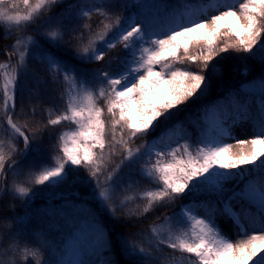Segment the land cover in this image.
<instances>
[{
	"label": "snow or ice",
	"instance_id": "obj_1",
	"mask_svg": "<svg viewBox=\"0 0 264 264\" xmlns=\"http://www.w3.org/2000/svg\"><path fill=\"white\" fill-rule=\"evenodd\" d=\"M0 30L16 37L0 62V201L24 209L0 207V225L15 229L7 248L0 236V264H264V0H0ZM118 46L103 68L78 67ZM234 61L257 75L224 89ZM49 82L64 86L54 118L41 100ZM213 92L193 141L182 106ZM63 122L74 127L56 133ZM134 173L155 187L135 192ZM177 200L132 233L141 243L115 231ZM33 218L47 226L33 231Z\"/></svg>",
	"mask_w": 264,
	"mask_h": 264
},
{
	"label": "trees",
	"instance_id": "obj_2",
	"mask_svg": "<svg viewBox=\"0 0 264 264\" xmlns=\"http://www.w3.org/2000/svg\"><path fill=\"white\" fill-rule=\"evenodd\" d=\"M33 2H34V0H33ZM100 21H101L100 17H94L93 18V20L90 22L93 30H97L99 27H101ZM32 31H33L32 29H29L28 33H31ZM28 33H21V34H28ZM15 38H16L15 35H13L12 38L6 39L4 32L2 30H0V62H6L8 60V57L5 55V50L10 49L11 45L14 43ZM65 48L68 49L69 46L66 45ZM193 53L195 54V50H193ZM123 54L124 53H123L122 48L118 46L117 49L112 50L109 53V55L106 57L105 61H102L100 63L88 64V65L78 64V67L88 68V69H100V68H103L109 60H112L114 57H117V56H122ZM57 55L62 56L64 59L70 60L72 55H73V52L71 50H68L67 52H58ZM224 55H233V54L228 53V54H224ZM217 59H219V58H217ZM71 62L77 63L76 61H71ZM13 63H15V57H13ZM213 63H216V61L214 60ZM233 64L237 70L232 74L230 79H228V81L224 84V86H223L224 89H226L228 87L238 86L244 80H246V79L250 80L253 76L257 75L258 70L253 71L249 77H243L239 74V68L242 66L241 62L240 61H234ZM30 66L34 69L40 67L39 65L36 64V62L34 60L31 62ZM178 66H187V65H178ZM191 67L195 68L196 65H192ZM41 74L45 79H48L46 73H41ZM22 82H23V78H22ZM28 84H29V87L32 86L30 81L28 82ZM41 87H44V86L42 85ZM63 91H64L63 85H61L59 83L52 84L51 82H49L47 84V92L41 98L42 105L45 109L54 105L55 111L53 112V118L55 117L56 114H59V112L63 111V109L65 107L64 102L59 99V96ZM215 95H216V93L213 92L212 97L205 98L203 101H198L195 104H193L190 101L188 106H182V107H187L186 113H183L182 116L187 115L191 121V126L188 127V134L192 136L193 141H195L197 134L200 132V129H201L200 113L197 111V109L200 107L201 104H209L211 99L215 98ZM49 97H52L53 99L50 100ZM18 103H19V101H18ZM23 103L24 104L29 103V101L27 99V93H25V98L23 100ZM32 103L36 104L38 110L40 109V107H41L40 103H38L36 101H32ZM100 103H101V106H103V102H100ZM46 118H47L46 112H39L38 111L37 119H46ZM105 119L106 120L109 119V117L107 116V113L105 114ZM72 127H74V126L70 125L68 122H63L62 124L57 125L55 127L54 131L56 133H59V132L65 131V130H69ZM161 130H162V127L157 128L155 133L150 132L147 136L135 140L134 143L132 144V147H134V148L135 147H141V149L143 150V146L146 143L150 142L154 136H157ZM45 144L49 148V152L46 154V156L54 155V153H52V151H51L52 146L50 144H48V138L47 137H45ZM117 160H118V158H117ZM125 171H127V169ZM131 178L133 180L139 181V184L134 185V189H133L137 193H141L145 190H148V189L155 187L153 184L149 183L148 180H146V179L142 180L135 173L133 174V176ZM183 202H184L183 200H177L175 204L171 205L166 210H158L155 213H150L148 215V217L146 219H144V222L142 224L137 225L136 227H128V226L123 225L121 222H116L115 231L118 232L122 236H127L132 241H135L137 243H141L142 242L141 238L138 236L132 235L133 232L137 231L139 228H144V229L148 228V226L153 222L155 216L159 215V216L163 217V214L165 211L168 215H171L173 212L178 211L180 204H182ZM9 203H16L18 205V207L15 209V213H12L10 211H6L3 213V215H15V214L22 215L23 214L24 209L22 206H19L21 204V202L19 200L13 201L10 196L5 197L3 201H0V207H6ZM40 203H41L40 201H37L36 205L33 206L34 209L38 210L39 206L42 205ZM137 203H142V202L137 201ZM161 222H162V220L156 221V223H161ZM8 223H13V222L8 221ZM46 226H47V221H45L41 218H33L31 225H30V227L33 231L40 229L42 227H46ZM3 228L4 227L2 225H0V236L4 231ZM29 240H30L29 236L22 235V236H20L19 240L16 241V243H19V245L22 249L25 246V244L27 242H29ZM28 246L29 247L36 246L35 237L31 238V242L28 243ZM1 250H2V248H1ZM166 251H171V250H166ZM19 264H27V262L24 261L23 258L21 257V258H19Z\"/></svg>",
	"mask_w": 264,
	"mask_h": 264
},
{
	"label": "rangeland",
	"instance_id": "obj_3",
	"mask_svg": "<svg viewBox=\"0 0 264 264\" xmlns=\"http://www.w3.org/2000/svg\"><path fill=\"white\" fill-rule=\"evenodd\" d=\"M21 11L23 12V6L21 5ZM237 136L239 137V138H244V134H242L241 132H240V130H237ZM14 179V177H12L11 175H10V177H9V183L12 181ZM43 198L41 197L39 200H37V201H40L41 203L40 204H43ZM8 223V222H7ZM3 233L1 234V236H3V239H4V244H3V248H7L8 246H9V243H11V242H13L12 240H11V231H15V229L13 228L12 230H6L5 228H3ZM35 231V230H34ZM225 231H226V234L228 235V236H230V237H232L233 239H234V237L232 236V231H231V229H225ZM34 237V236H33ZM14 242H16V241H14ZM3 248H2V250H3ZM1 250V248H0V251H2ZM5 260H8V259H10V258H12L11 257V253H9V255L8 256H5V257H3Z\"/></svg>",
	"mask_w": 264,
	"mask_h": 264
}]
</instances>
